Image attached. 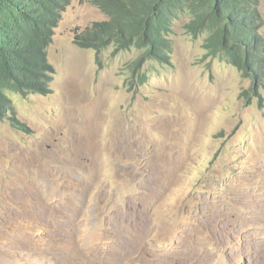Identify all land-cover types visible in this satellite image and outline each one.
Segmentation results:
<instances>
[{
  "label": "rangeland",
  "instance_id": "rangeland-1",
  "mask_svg": "<svg viewBox=\"0 0 264 264\" xmlns=\"http://www.w3.org/2000/svg\"><path fill=\"white\" fill-rule=\"evenodd\" d=\"M105 19L71 0L47 48L53 92L9 94L0 264H264V90L247 98L248 80L204 58L187 12L170 63L131 85L139 51L73 43Z\"/></svg>",
  "mask_w": 264,
  "mask_h": 264
},
{
  "label": "trees",
  "instance_id": "trees-1",
  "mask_svg": "<svg viewBox=\"0 0 264 264\" xmlns=\"http://www.w3.org/2000/svg\"><path fill=\"white\" fill-rule=\"evenodd\" d=\"M71 0H0V121L16 124L9 94L25 97L53 92L54 68L47 58L54 29ZM106 19L75 34L73 43L96 53L135 49L131 82H147L146 61L170 63L168 38L185 12L194 37L205 34L204 58H218L249 81L247 98L264 90V37L258 0H88ZM98 57V56H97ZM98 59V58H97ZM193 195V193H192Z\"/></svg>",
  "mask_w": 264,
  "mask_h": 264
},
{
  "label": "clouds",
  "instance_id": "clouds-1",
  "mask_svg": "<svg viewBox=\"0 0 264 264\" xmlns=\"http://www.w3.org/2000/svg\"><path fill=\"white\" fill-rule=\"evenodd\" d=\"M101 22V21H100ZM175 22V21H174ZM174 24V23H173ZM92 25V24H91ZM90 27V26H89ZM171 35V34H170ZM170 40L172 41V39L170 38ZM173 43V42H172ZM172 55V54H171ZM53 81H54V79H53ZM53 88H54V86H53ZM13 103V102H12Z\"/></svg>",
  "mask_w": 264,
  "mask_h": 264
}]
</instances>
